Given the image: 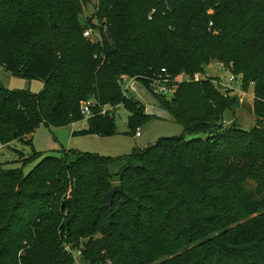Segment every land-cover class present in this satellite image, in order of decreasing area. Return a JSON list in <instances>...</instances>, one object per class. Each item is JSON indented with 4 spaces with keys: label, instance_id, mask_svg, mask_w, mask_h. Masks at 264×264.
<instances>
[{
    "label": "trees",
    "instance_id": "1",
    "mask_svg": "<svg viewBox=\"0 0 264 264\" xmlns=\"http://www.w3.org/2000/svg\"><path fill=\"white\" fill-rule=\"evenodd\" d=\"M172 2L97 0L83 19L87 0H0V68L44 85L0 86V146L81 122L86 102L93 116L73 134L114 136L119 107L135 134L155 116L132 79L183 128L118 158L62 151L27 175L0 164V264H264V0ZM211 62L251 84L249 129L223 124L239 98L217 78L193 80ZM165 74L169 98L148 88Z\"/></svg>",
    "mask_w": 264,
    "mask_h": 264
},
{
    "label": "rangeland",
    "instance_id": "2",
    "mask_svg": "<svg viewBox=\"0 0 264 264\" xmlns=\"http://www.w3.org/2000/svg\"><path fill=\"white\" fill-rule=\"evenodd\" d=\"M97 0H87L84 6L82 18H90L96 8ZM100 34L93 31L90 37L92 42L100 41ZM200 76V75H197ZM232 75L226 69L222 68L217 62H211L204 68V73L200 78H217V82L225 84L230 96H236L239 101H243L242 111L235 109L234 113L226 112L224 114V125L230 126L233 119L240 127L249 129L254 125L253 116V89L250 84L247 91L240 87V78L230 81ZM136 82V81H135ZM0 86L7 90L28 91L39 95L44 88L43 82L35 78H25L12 75L5 69L0 68ZM136 93L129 92L134 98H138L144 105L151 117L148 121L139 127L140 136L135 137L129 133L128 113L122 107L113 108L111 112L115 116L116 134L110 137L99 136H79L73 134L78 129L85 130L87 122L81 121L63 126H51L40 124L33 132L26 135L24 141H13L9 144L0 146V164L4 169H22L24 175H27L44 157H59L62 151L76 153H90L106 158H118L127 156L136 148L155 144L161 138H171L180 136L183 128L172 122L170 118L159 115V106L152 94L139 82L135 83ZM168 97V96H167ZM169 98V97H168ZM252 105V106H251ZM252 109V111L249 110ZM146 111V113H147ZM252 114H251V113ZM34 154H40L41 157H33ZM25 159L30 161L25 162ZM247 191L255 195V184L248 183ZM71 193V185L67 190L66 196ZM74 257L79 261L77 252H73Z\"/></svg>",
    "mask_w": 264,
    "mask_h": 264
},
{
    "label": "built area",
    "instance_id": "3",
    "mask_svg": "<svg viewBox=\"0 0 264 264\" xmlns=\"http://www.w3.org/2000/svg\"><path fill=\"white\" fill-rule=\"evenodd\" d=\"M93 35V32L90 29H87L83 32V36L85 38H90ZM163 73H165V70H162ZM201 78L200 76H195L194 77V81H199ZM230 81H234L235 77L231 76ZM187 80H190V78H187ZM169 81V77L165 74V76L161 75V76H154L153 78L150 79L149 83H148V88L149 90L153 91L154 93L158 94V95H164V96H172L173 94V90L172 88H170L167 84ZM131 82L136 83L134 79L129 80L125 86L126 90H131ZM216 85L220 88H222V91H225L226 89V85L216 82ZM145 88V87H144ZM133 89V88H132ZM91 103L90 102H86L82 105L81 108V115H82V121L87 122L92 116V112H91ZM105 110H102L101 114H104ZM81 129H78V131H80ZM135 137H139L140 136V132L139 129L136 130Z\"/></svg>",
    "mask_w": 264,
    "mask_h": 264
},
{
    "label": "water",
    "instance_id": "4",
    "mask_svg": "<svg viewBox=\"0 0 264 264\" xmlns=\"http://www.w3.org/2000/svg\"><path fill=\"white\" fill-rule=\"evenodd\" d=\"M165 3L167 5L168 10L170 11L174 10V5L172 0H165ZM117 194H123V189L120 185H116L112 187V189L103 196L104 204L110 206L113 202L114 197Z\"/></svg>",
    "mask_w": 264,
    "mask_h": 264
},
{
    "label": "crops",
    "instance_id": "5",
    "mask_svg": "<svg viewBox=\"0 0 264 264\" xmlns=\"http://www.w3.org/2000/svg\"><path fill=\"white\" fill-rule=\"evenodd\" d=\"M131 90H129V92L131 91L132 93H136L137 92V89H136V87H134L135 86V83H133V82H131ZM133 88V89H132ZM252 95H253V93H252ZM243 102V101H242ZM241 101H239V107L237 108V110H240V111H242V107L244 108V106H243V103H242ZM252 106V105H251ZM251 108H249V110H250ZM145 111H147L146 110V108H145ZM250 111H252V109L250 110ZM251 113V112H250ZM147 114H150V112L149 111H147ZM252 114V113H251ZM159 115H162V116H164V117H168L167 116V113H165L163 110H159ZM233 121H236L235 119H233L232 121H230V122H233ZM145 146H141L140 148H144Z\"/></svg>",
    "mask_w": 264,
    "mask_h": 264
}]
</instances>
